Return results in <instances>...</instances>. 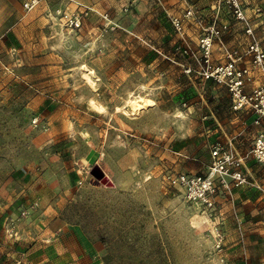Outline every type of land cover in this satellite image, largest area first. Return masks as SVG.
<instances>
[{
    "label": "rangeland",
    "instance_id": "obj_1",
    "mask_svg": "<svg viewBox=\"0 0 264 264\" xmlns=\"http://www.w3.org/2000/svg\"><path fill=\"white\" fill-rule=\"evenodd\" d=\"M83 1L115 28L104 30L97 14L67 28L54 12L62 0L29 11L23 0H0V233L29 209L45 173L67 220L101 243V264H217L213 223L162 177L199 172L220 132L209 115L230 119L229 134L239 126L227 87L204 80L177 49L163 0H136L126 11L127 0ZM138 96L150 103L133 110ZM255 217H241L244 251L227 252L234 264H259L247 244Z\"/></svg>",
    "mask_w": 264,
    "mask_h": 264
},
{
    "label": "built area",
    "instance_id": "obj_2",
    "mask_svg": "<svg viewBox=\"0 0 264 264\" xmlns=\"http://www.w3.org/2000/svg\"><path fill=\"white\" fill-rule=\"evenodd\" d=\"M39 1L23 0L22 5L29 11ZM67 1L74 4L72 9L63 6L54 10L55 15L63 20L67 28L80 29L92 13H96L103 20L104 30L115 28L108 13L96 12L91 6L78 1ZM135 1L127 0L123 10L126 11ZM222 14H226L229 19L225 22L221 21L219 16ZM189 19H193L199 25V36L195 46H192L184 35V28ZM170 22L181 37L182 42L177 45V49L196 62L199 70L195 72L204 80L223 82L230 93L231 108L234 111L244 110L252 113L254 115L252 123L256 125L264 123V80L251 90H245L246 83L251 80L254 70L264 78V44L258 38L256 30L259 25L264 24V4H261L260 0H215L212 18L207 23L195 15L192 7L184 9L181 15H170ZM234 25H239L246 37L243 53L236 54L235 51H229L224 47L226 62L213 66L210 59L214 42H219L223 46L224 35H230ZM243 57L249 60L247 64L239 63ZM190 70L191 67L188 68V71ZM248 155L264 169V130L255 135L246 156L236 154L230 145L217 141L209 149V161L203 171L190 173L170 170L162 177L169 187L178 190L187 202L195 205L213 223L211 236L214 241L213 248L217 253V264H234L227 257L226 234L219 226L223 219L220 199L231 200L232 190L237 187L255 188L264 192V187L246 170L245 159ZM37 207L38 202L33 201L29 209L19 212V218L11 219L5 227L6 235L11 238L17 237L19 219L26 218ZM236 230L239 242L243 246L244 233L241 221L237 218Z\"/></svg>",
    "mask_w": 264,
    "mask_h": 264
},
{
    "label": "crops",
    "instance_id": "obj_3",
    "mask_svg": "<svg viewBox=\"0 0 264 264\" xmlns=\"http://www.w3.org/2000/svg\"><path fill=\"white\" fill-rule=\"evenodd\" d=\"M73 1L88 4L83 0ZM163 1L166 4V11L173 15H181L184 9L192 7L195 15L200 17L201 21L205 23L212 18L215 2V0ZM41 3H44V1H41ZM61 3L69 8L74 6L73 3H69L66 0H62ZM260 3L264 4V0H260ZM96 8H94L96 12H104ZM162 8L164 7L162 6ZM247 13L249 14V10ZM94 15L96 13H92L90 19ZM219 19L225 22L229 17L226 14H222ZM184 29L185 38L190 41L192 46H195L199 36V25L193 19H189ZM256 30L258 38L264 44V24L259 25ZM222 42L223 46L219 42L214 43L219 52L212 54V58L219 59L220 62L225 61L224 47L229 51H235L236 54L243 53L246 46V37L239 25H234L231 34L224 35ZM248 61L246 57H243L239 63L247 64ZM262 80L264 78H262L261 74L256 70L253 71L251 82L249 81L250 83L246 86V90L249 91L253 86L261 84ZM236 113L237 115L233 118V121H236L239 126L230 134L227 133L229 125L226 124L230 119L225 117L216 119L213 114L208 117H213L220 129V132L218 130L216 132L215 142L218 141L225 145H230L236 154L246 156L251 146L243 148L241 143L247 140L249 136L253 141L255 135L259 131L264 130V123L259 125L252 123L254 115L244 110L236 111ZM206 129L210 132L209 127ZM250 132H252V135ZM85 157L89 160V156ZM82 161L84 160L82 159ZM208 161L209 151L206 160L198 161L200 163L198 170L203 171ZM245 167L248 173L256 181H260L261 186L264 187L262 168L254 162L250 155L245 159ZM176 169L180 171V169ZM182 170L186 169L183 168ZM44 175L45 173L37 175L33 182L34 192L32 200L38 202V207L31 211L26 218L21 219L18 225L17 237L11 238L6 234L0 233V264H101V243L89 239L77 225L67 220L62 210L64 198L56 196V193L50 191L51 189L47 186ZM49 192L52 194L50 195ZM220 200H222V230L226 234L227 252L235 251L236 254H233L232 257L242 255L244 250H242L239 241H237L238 234L233 224L236 218L242 222L241 217L248 211L256 217L253 218L254 227L247 235V244L255 247L257 253H253V256L256 255L258 257L259 264H264V192L255 188L237 187L232 190L231 200H226L225 198ZM233 241L234 243L232 244L231 242ZM235 245L236 247L232 248ZM253 247H250L248 251H252ZM252 260L255 261L254 259ZM245 264H247L246 261Z\"/></svg>",
    "mask_w": 264,
    "mask_h": 264
},
{
    "label": "bare ground",
    "instance_id": "obj_4",
    "mask_svg": "<svg viewBox=\"0 0 264 264\" xmlns=\"http://www.w3.org/2000/svg\"><path fill=\"white\" fill-rule=\"evenodd\" d=\"M91 73V72H90ZM83 79L86 80V82L91 86V87H95V81L93 79V77H91V75L88 72L83 73ZM85 82V83H86ZM88 85V86H89ZM96 88V87H95ZM150 103V101H148V99H144L143 97L138 96L137 99L131 100V105H132V109H141L146 107L148 104ZM129 115V114H128Z\"/></svg>",
    "mask_w": 264,
    "mask_h": 264
}]
</instances>
